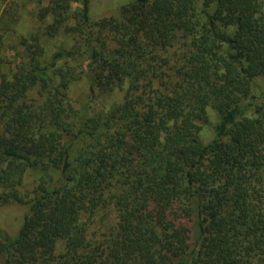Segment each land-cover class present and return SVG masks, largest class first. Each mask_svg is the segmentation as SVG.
Listing matches in <instances>:
<instances>
[{
  "label": "trees",
  "instance_id": "1",
  "mask_svg": "<svg viewBox=\"0 0 264 264\" xmlns=\"http://www.w3.org/2000/svg\"><path fill=\"white\" fill-rule=\"evenodd\" d=\"M35 1L0 12V264H264V0Z\"/></svg>",
  "mask_w": 264,
  "mask_h": 264
},
{
  "label": "rangeland",
  "instance_id": "2",
  "mask_svg": "<svg viewBox=\"0 0 264 264\" xmlns=\"http://www.w3.org/2000/svg\"><path fill=\"white\" fill-rule=\"evenodd\" d=\"M7 1L3 0V3H0V12L3 7L6 5ZM19 12L21 13V18L16 24V29L19 32H23L27 36L29 32H32L37 27V22L34 19L33 13L37 9V3L35 0H19ZM133 0H90V10L89 15L91 19L96 20L100 18H109L110 16H118L121 6L132 2ZM75 8L76 5H73ZM64 42L65 46L68 47V39L65 37H56V38H43L42 44L47 52H51L52 48L60 45ZM13 51L6 53V56L10 57L13 55ZM264 83V82H263ZM262 83V84H263ZM71 93L72 100L77 103H84L88 96V87L85 81H80L75 83L72 89L69 91ZM78 105V104H76ZM212 136V131L206 129L203 133V139H208ZM27 184L31 182V175L27 178ZM264 180V172H263ZM27 206L20 204H8L0 206V230L8 233L11 236H14L20 225L24 215L26 214Z\"/></svg>",
  "mask_w": 264,
  "mask_h": 264
}]
</instances>
